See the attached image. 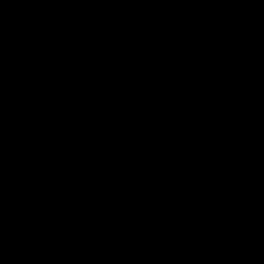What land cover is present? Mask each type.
<instances>
[{"label": "water", "instance_id": "obj_1", "mask_svg": "<svg viewBox=\"0 0 264 264\" xmlns=\"http://www.w3.org/2000/svg\"><path fill=\"white\" fill-rule=\"evenodd\" d=\"M151 153L264 241V0H17Z\"/></svg>", "mask_w": 264, "mask_h": 264}]
</instances>
